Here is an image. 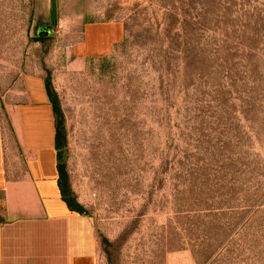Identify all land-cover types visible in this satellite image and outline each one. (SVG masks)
I'll list each match as a JSON object with an SVG mask.
<instances>
[{
  "label": "rangeland",
  "instance_id": "rangeland-1",
  "mask_svg": "<svg viewBox=\"0 0 264 264\" xmlns=\"http://www.w3.org/2000/svg\"><path fill=\"white\" fill-rule=\"evenodd\" d=\"M103 21L124 40L71 58ZM40 72L99 264H264V0H0L1 91Z\"/></svg>",
  "mask_w": 264,
  "mask_h": 264
},
{
  "label": "crops",
  "instance_id": "crops-1",
  "mask_svg": "<svg viewBox=\"0 0 264 264\" xmlns=\"http://www.w3.org/2000/svg\"><path fill=\"white\" fill-rule=\"evenodd\" d=\"M40 2L52 9L55 0ZM124 38L119 21L87 22L69 55L103 57ZM56 136L43 73L0 89V264H99L94 220L63 197Z\"/></svg>",
  "mask_w": 264,
  "mask_h": 264
},
{
  "label": "trees",
  "instance_id": "trees-1",
  "mask_svg": "<svg viewBox=\"0 0 264 264\" xmlns=\"http://www.w3.org/2000/svg\"><path fill=\"white\" fill-rule=\"evenodd\" d=\"M47 88H48V92H49V96L51 98L52 104H53V108H54V112L57 118V136H56V144H57V149H59V158H60V150L63 147L64 144V134L62 132L61 129V123L59 121V107H58V100H57V96L54 93L50 82L47 80ZM59 171H60V175H61V180H60V186H61V190L63 193V197L65 199V201L68 203V205L72 208L75 209L76 211H78L79 213H83L86 214L84 207L78 203L73 197H71L70 192L67 188V183L65 181V170L63 169V166H61L59 164Z\"/></svg>",
  "mask_w": 264,
  "mask_h": 264
},
{
  "label": "water",
  "instance_id": "water-1",
  "mask_svg": "<svg viewBox=\"0 0 264 264\" xmlns=\"http://www.w3.org/2000/svg\"><path fill=\"white\" fill-rule=\"evenodd\" d=\"M39 35H42V34H39ZM44 35V34H43Z\"/></svg>",
  "mask_w": 264,
  "mask_h": 264
}]
</instances>
